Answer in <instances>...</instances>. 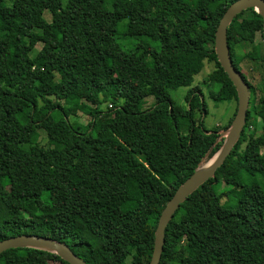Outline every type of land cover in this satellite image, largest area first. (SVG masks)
<instances>
[{
  "label": "trees",
  "instance_id": "obj_1",
  "mask_svg": "<svg viewBox=\"0 0 264 264\" xmlns=\"http://www.w3.org/2000/svg\"><path fill=\"white\" fill-rule=\"evenodd\" d=\"M5 1L0 242L35 235L67 244L86 264H149L166 204L224 144L221 129L204 126L202 87L215 104L238 105L215 53L219 23L238 0ZM234 29L252 30V45L264 40L263 19L249 9L228 29L234 67L250 89L247 124L215 177L174 215L160 264H264V95L257 99L241 72ZM39 44L42 64L34 66ZM258 48L248 56L264 61ZM187 55L215 65L200 87ZM177 74L188 89L184 108L170 94ZM151 97L155 104L144 110ZM79 113L91 122L72 121ZM51 262L68 264L34 248L0 255V264Z\"/></svg>",
  "mask_w": 264,
  "mask_h": 264
},
{
  "label": "water",
  "instance_id": "obj_2",
  "mask_svg": "<svg viewBox=\"0 0 264 264\" xmlns=\"http://www.w3.org/2000/svg\"><path fill=\"white\" fill-rule=\"evenodd\" d=\"M249 9H254L262 17L264 37V0H238L233 3L222 17L215 34V53L218 62L237 91L238 105L236 115L230 128L220 134L221 139L225 140L222 149L215 155L214 163L204 170L201 169L203 164L201 163L200 168L177 189L172 199L166 204L155 232L154 250L149 264H160L165 247V232L174 215L196 190L215 177L216 172L230 156L244 132L250 106V89L240 72L234 67L228 44V29L239 14ZM17 248L44 250L56 254L68 264H86L82 258L73 253L67 244L35 235L14 236L1 241L0 255L8 250Z\"/></svg>",
  "mask_w": 264,
  "mask_h": 264
},
{
  "label": "rangeland",
  "instance_id": "obj_3",
  "mask_svg": "<svg viewBox=\"0 0 264 264\" xmlns=\"http://www.w3.org/2000/svg\"><path fill=\"white\" fill-rule=\"evenodd\" d=\"M14 0H6L5 4L7 6H11ZM44 18L46 21L51 22L52 17L49 12L44 14ZM233 37V41L235 43V53L240 58V69L241 72L246 76L247 82L254 88L256 91V97L259 99L264 95V85L262 82V78L264 75V61H257L255 59L250 58L248 54L255 53L254 49L258 48L260 55L264 58V40L261 37L256 38L254 44H250L254 41L253 32L250 29H234L231 32ZM42 48V45L39 44L30 54V60L32 61L34 66H39L42 64L41 59L39 58V52ZM187 60L191 63V68L194 71V82L193 87H200L206 77H208L214 70V63H209L207 59L203 55H187ZM176 82L179 87L170 91L171 97L178 107L184 108L186 106L185 97L188 89L180 86L181 76L179 74L176 75ZM205 100L208 106V115L204 119V126L212 130L214 128H219L220 133L224 132L222 130L230 120L233 118L235 111L237 109V103L235 101L215 104L212 100L208 98V90L207 88L202 87ZM155 104L154 98H148L146 100V104L144 106V110L152 107ZM107 104L101 107L102 110L107 109ZM202 115L199 111L195 112V122L198 124ZM72 121H77L81 124H88L91 122V117L89 115H85L83 113H79L77 117L71 118ZM261 129V122L258 121L257 130ZM40 144L43 147H47V139L44 131L40 132ZM206 161L203 162L205 164ZM202 164V165H203ZM201 165V166H202ZM172 253V252H171ZM50 264H62L60 262H51ZM125 264H130L128 261Z\"/></svg>",
  "mask_w": 264,
  "mask_h": 264
},
{
  "label": "bare ground",
  "instance_id": "obj_4",
  "mask_svg": "<svg viewBox=\"0 0 264 264\" xmlns=\"http://www.w3.org/2000/svg\"><path fill=\"white\" fill-rule=\"evenodd\" d=\"M215 159H216V156L212 158L211 160L207 161L205 164H203L201 166V169L204 170V169L209 168L214 163Z\"/></svg>",
  "mask_w": 264,
  "mask_h": 264
},
{
  "label": "built area",
  "instance_id": "obj_5",
  "mask_svg": "<svg viewBox=\"0 0 264 264\" xmlns=\"http://www.w3.org/2000/svg\"><path fill=\"white\" fill-rule=\"evenodd\" d=\"M107 107H109V108H112V106H111V105H109V106H107Z\"/></svg>",
  "mask_w": 264,
  "mask_h": 264
}]
</instances>
